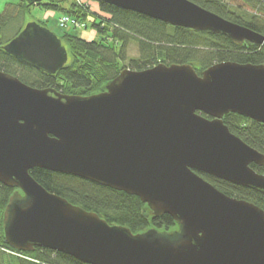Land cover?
Returning <instances> with one entry per match:
<instances>
[{
  "label": "water",
  "instance_id": "water-1",
  "mask_svg": "<svg viewBox=\"0 0 264 264\" xmlns=\"http://www.w3.org/2000/svg\"><path fill=\"white\" fill-rule=\"evenodd\" d=\"M102 1L264 45V35L191 0ZM3 49L52 74L68 60L61 39L35 21ZM230 113L264 123V64L223 61L201 74L191 63L124 68L91 95L34 87L0 69V182L17 188L4 211L6 243L86 264H264V209L198 173L264 194V173L252 167L264 166V153L230 131ZM36 167L135 195L178 229L111 224L47 190L30 173Z\"/></svg>",
  "mask_w": 264,
  "mask_h": 264
},
{
  "label": "trees",
  "instance_id": "trees-1",
  "mask_svg": "<svg viewBox=\"0 0 264 264\" xmlns=\"http://www.w3.org/2000/svg\"><path fill=\"white\" fill-rule=\"evenodd\" d=\"M102 9L108 13L104 21L94 22L101 33L107 34L100 41H89L72 33L58 36L67 48L68 60L55 73H47L34 65L8 53L3 46L9 43L23 29L24 21L17 34L9 40L2 36V28L19 13V10L35 4L8 7L0 12V69L19 77L23 82L38 88L53 87L64 94L91 95L101 92L109 81L122 69L144 70L162 62L191 63L201 73L207 67L223 62L264 64V45L246 41L238 44L226 35L209 31L173 26L136 11L122 9L99 0ZM230 21L244 25L264 35V0H243L252 12L232 8L226 0H191ZM49 8H59L56 0L44 3ZM19 7V8H18ZM90 10L74 2L73 11L79 18H85ZM47 27L41 21H36ZM48 28V27H47ZM111 33V34H110ZM112 38L113 40H109ZM138 45L139 56L127 60L130 41ZM119 58L124 62L119 63ZM204 116L208 117L206 114ZM230 131L249 145L264 153V123L257 122L237 113L224 116ZM256 170L264 173V166ZM31 175L47 190L67 198L70 202L98 213L111 224L129 227L134 233L155 228L161 232L178 229V223L171 215L155 216L148 205L139 197L113 189L91 180L36 167ZM224 193L256 203L264 209V194L251 188L236 185L211 174L198 172ZM17 188H10L0 182V264H86L67 254L47 248H36L33 252H21L6 243L3 217L10 197ZM10 254L8 257L5 254ZM12 256L14 260H12Z\"/></svg>",
  "mask_w": 264,
  "mask_h": 264
},
{
  "label": "rangeland",
  "instance_id": "rangeland-1",
  "mask_svg": "<svg viewBox=\"0 0 264 264\" xmlns=\"http://www.w3.org/2000/svg\"><path fill=\"white\" fill-rule=\"evenodd\" d=\"M232 8L240 9L241 11L252 12V10L243 0H226ZM23 0H0V12H3L8 7L12 9L16 5L22 4ZM51 0H44L42 3H38L30 6L29 8L19 10V13L15 15L3 28H2V36L5 40L12 39L20 27L24 23V21H41L46 26L54 32L57 36L64 35L65 33H72L82 38H85L89 41H100L107 34L101 33L97 27L94 26V22L104 21L107 23L106 18L108 17V13L102 9L101 3L99 0H91V10L87 13L85 18H81L84 23L87 24L86 28H74L72 25L63 27L61 26L59 20L63 14H69L73 11V4L75 0H56V4L59 5V8H49L44 5V3H50ZM19 8V7H18ZM111 34V33H110ZM109 40H113L109 38ZM139 49L138 45L135 41H130L127 49V60L129 61L131 57H138ZM119 63L121 65L124 64L123 61L119 58ZM7 257L10 254H5ZM12 260L14 256H12ZM7 264V262L3 263Z\"/></svg>",
  "mask_w": 264,
  "mask_h": 264
},
{
  "label": "built area",
  "instance_id": "built-area-1",
  "mask_svg": "<svg viewBox=\"0 0 264 264\" xmlns=\"http://www.w3.org/2000/svg\"><path fill=\"white\" fill-rule=\"evenodd\" d=\"M79 6L81 7H88L89 5V2L88 0H77ZM61 26L63 27H66V26H74V27H77V28H84L86 25L85 23H83L81 20L77 19L76 17H73L71 15H68V14H63L61 17H60V20H59Z\"/></svg>",
  "mask_w": 264,
  "mask_h": 264
}]
</instances>
